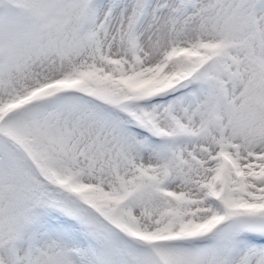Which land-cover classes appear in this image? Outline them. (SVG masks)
Wrapping results in <instances>:
<instances>
[{"label": "snow or ice", "instance_id": "snow-or-ice-1", "mask_svg": "<svg viewBox=\"0 0 264 264\" xmlns=\"http://www.w3.org/2000/svg\"><path fill=\"white\" fill-rule=\"evenodd\" d=\"M0 264H264V0H0Z\"/></svg>", "mask_w": 264, "mask_h": 264}]
</instances>
